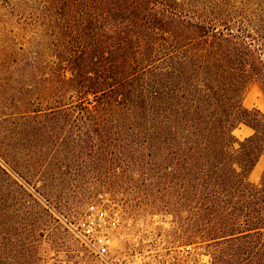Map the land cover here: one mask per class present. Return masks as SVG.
<instances>
[{
    "label": "rangeland",
    "instance_id": "rangeland-1",
    "mask_svg": "<svg viewBox=\"0 0 264 264\" xmlns=\"http://www.w3.org/2000/svg\"><path fill=\"white\" fill-rule=\"evenodd\" d=\"M263 25L264 0H0V264H87L73 231L106 200L159 236L205 243L218 264H246L218 231L230 209L208 197L212 174L194 166L230 142L181 138L121 81L149 56L162 68L205 55L208 32ZM244 105L264 112V80ZM263 172L264 157L251 182Z\"/></svg>",
    "mask_w": 264,
    "mask_h": 264
},
{
    "label": "trees",
    "instance_id": "trees-1",
    "mask_svg": "<svg viewBox=\"0 0 264 264\" xmlns=\"http://www.w3.org/2000/svg\"><path fill=\"white\" fill-rule=\"evenodd\" d=\"M226 29L228 33L214 30L202 36L200 50L205 55L197 51L194 60L176 56L162 68L155 67L149 56L144 60L149 64L142 77L133 73L121 83L129 86V94L137 85V98L152 108L153 114L157 112L164 123L170 122L181 138L230 142L223 148L210 149L218 151L219 158L197 159L194 166L212 174L208 197L230 209L228 222L218 228L221 238L235 251L248 254L246 264H264V172L259 184L250 180L264 157V112L244 105V94L252 82L264 80V25L240 28L241 35ZM135 64L137 61L131 64L132 69ZM188 64L192 68L184 78L177 67ZM184 79L186 87L182 86ZM99 92L92 88L91 93ZM242 125L253 134L240 141L234 132Z\"/></svg>",
    "mask_w": 264,
    "mask_h": 264
},
{
    "label": "built area",
    "instance_id": "built-area-1",
    "mask_svg": "<svg viewBox=\"0 0 264 264\" xmlns=\"http://www.w3.org/2000/svg\"><path fill=\"white\" fill-rule=\"evenodd\" d=\"M109 200L91 203L73 231L87 264H218L205 243L157 235L144 220H125Z\"/></svg>",
    "mask_w": 264,
    "mask_h": 264
},
{
    "label": "crops",
    "instance_id": "crops-1",
    "mask_svg": "<svg viewBox=\"0 0 264 264\" xmlns=\"http://www.w3.org/2000/svg\"><path fill=\"white\" fill-rule=\"evenodd\" d=\"M258 109H259V108H258ZM252 173H253V172H252ZM251 175H252V174H251ZM251 175H250V176H251Z\"/></svg>",
    "mask_w": 264,
    "mask_h": 264
}]
</instances>
